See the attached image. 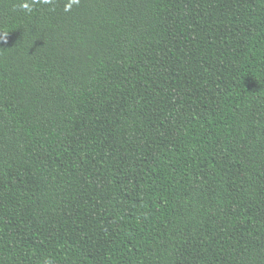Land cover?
<instances>
[{"label":"trees","instance_id":"trees-1","mask_svg":"<svg viewBox=\"0 0 264 264\" xmlns=\"http://www.w3.org/2000/svg\"><path fill=\"white\" fill-rule=\"evenodd\" d=\"M23 2L0 264H264V0Z\"/></svg>","mask_w":264,"mask_h":264},{"label":"clouds","instance_id":"clouds-1","mask_svg":"<svg viewBox=\"0 0 264 264\" xmlns=\"http://www.w3.org/2000/svg\"><path fill=\"white\" fill-rule=\"evenodd\" d=\"M32 4H42V5H51L53 4V0H32L30 4L25 0V2L20 4V7L24 9L26 12H32L33 7ZM72 4H79V0H70V3L65 7V11H69L71 9ZM8 33H0V40H4L6 42ZM45 264H51V261L45 260Z\"/></svg>","mask_w":264,"mask_h":264}]
</instances>
